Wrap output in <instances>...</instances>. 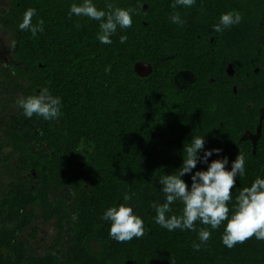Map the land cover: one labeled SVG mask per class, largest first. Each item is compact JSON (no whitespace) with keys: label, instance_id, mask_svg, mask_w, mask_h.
Masks as SVG:
<instances>
[{"label":"trees","instance_id":"16d2710c","mask_svg":"<svg viewBox=\"0 0 264 264\" xmlns=\"http://www.w3.org/2000/svg\"><path fill=\"white\" fill-rule=\"evenodd\" d=\"M82 2L13 0L10 9H0V26L15 42L12 60L0 69V119L7 127L0 136V180L6 182L0 264H264V241L252 237L228 249L223 225L213 231L197 221L198 230L212 235L196 251L198 231L161 228L152 207L164 202L159 180L178 171L192 137L223 149L230 163L238 152L245 155L246 174L237 180L230 209L242 188L264 178V121L255 154L243 140L246 132L257 133L264 110V0H196L176 9L174 0H93L98 9L111 4L134 12L132 27H118L110 45L96 38L99 22L69 15L72 3ZM28 8L37 11L33 24L44 21L36 37L18 28ZM233 10L241 23L213 31L221 14ZM174 12L182 26L171 22ZM138 63L152 66L148 77L135 73ZM183 70L196 79L178 89L174 77ZM43 88L61 97L58 120L28 119L18 106ZM124 195L144 220L145 235L118 243L101 217L125 203ZM171 207L169 215L182 213L179 201ZM37 221L56 231L44 255L31 244Z\"/></svg>","mask_w":264,"mask_h":264},{"label":"clouds","instance_id":"9594fccd","mask_svg":"<svg viewBox=\"0 0 264 264\" xmlns=\"http://www.w3.org/2000/svg\"><path fill=\"white\" fill-rule=\"evenodd\" d=\"M196 0H174L171 5L191 8ZM107 11L98 9L93 0H83L81 4L72 3L69 15L86 17L88 20L99 22L97 40L104 45L113 43L111 37L116 34L117 28L129 29L133 25L132 9L114 8L107 5ZM37 15L34 8H28L22 22L18 24L20 31H28L32 37L44 31L43 19L35 24L32 18ZM170 20L173 24L183 25L179 13L174 12ZM242 16L233 10L222 13L218 23L213 25V31L222 33L241 23ZM120 43L127 41V36L119 37ZM110 69H106L109 71ZM62 100L59 96L51 94L48 88L40 89L38 94L28 96L18 101V106L23 110V115L31 119L34 115L45 121L58 120L61 116ZM185 156L178 171L161 176L159 184L164 194V202L153 203L156 215L154 222L167 231H198L200 243H194L193 248L199 251L202 244L211 238L212 232L207 228L196 227V222L209 226L211 230H218L224 226L221 236L222 244L228 249L246 240L255 237L264 241V178L257 176L250 187H244L235 198L233 207L229 202L233 200V190L237 180L246 174L245 155L238 152L235 160L229 162L227 156L222 155L221 148H206L205 137H192L188 146H183ZM213 156L218 159H211ZM198 165L206 166L204 170H197ZM230 165V167H229ZM189 177L190 183L183 179ZM125 203L107 208L101 219L110 223L109 236L118 243L139 239L145 235L144 220L135 214L134 208L128 206L131 199L129 195L123 197ZM179 201L182 205L180 215L172 213V205ZM231 212V215H230ZM226 222V223H225Z\"/></svg>","mask_w":264,"mask_h":264},{"label":"rangeland","instance_id":"374dc122","mask_svg":"<svg viewBox=\"0 0 264 264\" xmlns=\"http://www.w3.org/2000/svg\"><path fill=\"white\" fill-rule=\"evenodd\" d=\"M10 1L13 0H0V9H7L9 5L8 3ZM13 52V39L11 35L7 31L3 30V28L0 26V69H4L3 67L10 62L11 57H13ZM5 183V181L0 180V188L3 186V184L5 185ZM34 226L38 231V237L36 240L31 242L33 251L38 255H44L46 252L45 247L51 246L56 237L54 225L51 223H43L41 221H37ZM30 231H27L26 233L29 234L31 233ZM62 245L66 248V250L70 248V241L67 236L63 237Z\"/></svg>","mask_w":264,"mask_h":264},{"label":"water","instance_id":"95a60500","mask_svg":"<svg viewBox=\"0 0 264 264\" xmlns=\"http://www.w3.org/2000/svg\"><path fill=\"white\" fill-rule=\"evenodd\" d=\"M146 9V8H144ZM135 73L141 77V78H145L148 77L151 72H152V66L148 63H138L135 65L134 67ZM228 73L230 74V76L234 75V70L233 67L230 65L227 69ZM183 74H180L176 77L175 82L177 84L178 87H182L184 86L183 83H181V81H183ZM184 75H191V74H184ZM235 93L237 92V88L234 89ZM264 121V110L261 111L260 114V121H259V125L257 128V133L256 134H252L250 132H246L245 135L243 136V140H250L253 144V148H254V154L256 152V146H257V142L261 136V131H262V124Z\"/></svg>","mask_w":264,"mask_h":264},{"label":"flooded vegetation","instance_id":"af4514ba","mask_svg":"<svg viewBox=\"0 0 264 264\" xmlns=\"http://www.w3.org/2000/svg\"><path fill=\"white\" fill-rule=\"evenodd\" d=\"M11 3L12 1H10L8 4V8L7 9H10L11 8ZM3 9V8H1ZM6 9V8H5ZM13 39V38H12ZM13 43L15 45V42H14V39H13ZM15 51V49H14ZM14 54V52H13ZM13 57H11V60H12ZM10 60V61H11ZM4 68V67H3ZM180 74H183L182 76L184 77L183 78V81H181V83L184 84V86L182 87H178L177 84L176 86L178 87V89H186V88H189L194 82H195V79H196V76L194 73H192L191 71L189 70H183V71H180L175 77H174V80L176 79V77ZM184 74H191V75H184ZM176 83V82H175ZM7 127L6 125L2 122V119H0V136H3L4 135V132L6 131Z\"/></svg>","mask_w":264,"mask_h":264}]
</instances>
